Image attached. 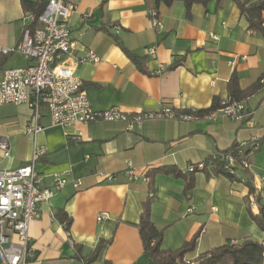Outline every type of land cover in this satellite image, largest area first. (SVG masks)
Returning <instances> with one entry per match:
<instances>
[{
  "label": "crops",
  "instance_id": "1",
  "mask_svg": "<svg viewBox=\"0 0 264 264\" xmlns=\"http://www.w3.org/2000/svg\"><path fill=\"white\" fill-rule=\"evenodd\" d=\"M70 1L76 6L69 19L71 36L78 41L74 55L90 50L99 57L98 63L86 62L75 69L96 111L115 107L133 115L169 108L183 115L207 109L214 97L226 102L233 73L242 90L264 76V39L248 30L231 0L194 4L189 14L181 1L171 6L156 0ZM151 11L157 13L155 18ZM26 13L21 0H0L1 48L16 46ZM175 62L179 64L171 67ZM32 63L18 53L1 55L0 78L6 69ZM243 103L247 116L242 121L220 114L189 121L158 119L132 131H126L124 122L54 127L42 109L38 124L43 129L34 139L25 133L33 121L27 104L0 106V140L10 151L8 158L0 151V170L19 168L31 158L34 146H41L47 153L35 165L40 186L51 188L55 177L70 181L38 205L40 215L28 228L35 258L26 264L148 263L137 227L144 203H149L151 220L163 233L162 249H179L197 235L196 250L186 260L195 261L227 244L262 242L264 233L249 217L247 206L254 215L259 209L250 206L240 171L231 178L197 171L189 197L183 178L151 175L166 167L186 173L188 165L203 164L232 144L256 139L260 147L246 160L264 208V87ZM128 164L149 182L130 181L125 174ZM110 175L114 179L106 180ZM76 180L81 185L74 188L71 182ZM59 213L70 220L68 229ZM100 214L106 217L98 222ZM100 241L104 248L91 260Z\"/></svg>",
  "mask_w": 264,
  "mask_h": 264
},
{
  "label": "built area",
  "instance_id": "2",
  "mask_svg": "<svg viewBox=\"0 0 264 264\" xmlns=\"http://www.w3.org/2000/svg\"><path fill=\"white\" fill-rule=\"evenodd\" d=\"M76 6L70 0H48L38 16L27 12L24 16L26 25L14 48L0 47V56L18 53L33 63L22 68L6 69L0 78V106L27 104L33 112L32 123L25 133L32 139L43 128L38 124L42 109L46 110L50 125L67 127L73 124L91 122H124L126 131L141 128L147 121L158 119H177L189 121L196 119L193 115H176L171 109L163 108L157 113H136L128 115L118 108L104 111L94 110L83 88V83L75 75V69L86 62L98 63L99 57L90 50L82 55H74L77 39L71 36L69 19L75 13ZM156 17L155 11L150 12ZM156 24V20H153ZM214 40L216 35H210ZM149 53H154L149 49ZM206 116L215 118L217 114L234 121H242L247 116L243 102L227 104ZM258 140L239 144L236 156H220L230 175L240 170H248L249 165L244 152L259 149ZM0 151L4 158L10 156L9 145L0 140ZM47 149L34 146L31 158L15 170H0V259L2 264H26L35 258V249L28 235L32 221L38 219V205L49 201L54 194L70 183L66 178L55 177L51 188H42L35 171L36 163L46 155ZM244 158V159H243ZM125 171L130 181L149 182L145 175H137L130 165ZM203 164L188 165L187 172L201 171ZM107 176L106 180H113ZM74 188L81 185L79 180L71 182ZM153 197V193L149 194ZM250 206L258 208L255 197H250ZM100 214L97 221L105 219ZM185 264H196L184 260Z\"/></svg>",
  "mask_w": 264,
  "mask_h": 264
},
{
  "label": "trees",
  "instance_id": "3",
  "mask_svg": "<svg viewBox=\"0 0 264 264\" xmlns=\"http://www.w3.org/2000/svg\"><path fill=\"white\" fill-rule=\"evenodd\" d=\"M162 2L166 6H171L174 2L181 1L186 7L187 14H189L190 8L194 4H200L207 6L210 2L220 4L222 0H156ZM233 1L242 17L245 18L248 24V30L258 33L264 39V0H256L250 2V0H231ZM22 7L26 12H31L35 16H38L44 9L46 3L43 0H37L35 3L21 0ZM126 55L138 66H140V59L136 56L131 55L126 49L122 48ZM179 62H175L171 67H175ZM264 87V76L259 78L248 88L242 90L239 86V78L233 73L227 83V104L241 103L247 98L253 96ZM221 100L218 97H214L213 101L207 109L200 111H185L182 114L193 115L196 118L206 117L220 108H222ZM239 144H232L226 151L208 157L203 163L202 172L206 174H212L213 176L224 175L231 178V175L225 168V163L220 160V156L232 155L236 156ZM249 154L248 150H245V159ZM244 159V158H243ZM242 175L245 177V185L248 189L247 200L250 197H255L259 212L254 215L247 206L249 217L257 227L264 233V208L262 207V198L257 193L256 188L253 184V179L249 175L248 170H240ZM163 173L171 174L175 177L183 178L185 180L184 193L186 196H190L191 191L194 189L193 173H181L174 167L158 168L151 171L152 174ZM59 220L68 229L70 220L65 217L63 213L58 214ZM138 231L142 243L143 254L148 259L146 264H185L184 260L186 256L196 250L197 246V235H195L189 242L184 243L179 249L176 250H164L161 248V242L163 233L158 231L150 216L149 203H144L142 207V213L140 215V221L138 224ZM105 242L100 241L97 247L91 254V260L97 258L104 248ZM196 264H264V240L262 242L257 241H245L240 245H224L216 248L210 252L199 255L196 260Z\"/></svg>",
  "mask_w": 264,
  "mask_h": 264
}]
</instances>
